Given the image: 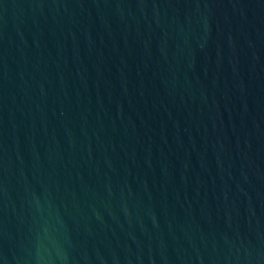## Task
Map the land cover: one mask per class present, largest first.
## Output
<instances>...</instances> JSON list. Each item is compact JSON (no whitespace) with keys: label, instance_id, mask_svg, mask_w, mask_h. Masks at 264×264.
Here are the masks:
<instances>
[{"label":"water","instance_id":"95a60500","mask_svg":"<svg viewBox=\"0 0 264 264\" xmlns=\"http://www.w3.org/2000/svg\"><path fill=\"white\" fill-rule=\"evenodd\" d=\"M0 264H264V0H0Z\"/></svg>","mask_w":264,"mask_h":264}]
</instances>
